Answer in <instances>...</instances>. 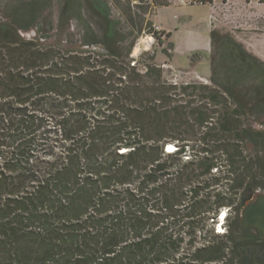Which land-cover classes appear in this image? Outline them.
Here are the masks:
<instances>
[{
	"label": "trees",
	"instance_id": "1",
	"mask_svg": "<svg viewBox=\"0 0 264 264\" xmlns=\"http://www.w3.org/2000/svg\"><path fill=\"white\" fill-rule=\"evenodd\" d=\"M87 1L101 36L23 38L37 1L0 26V264H264L239 215L264 189V61L214 29L209 84L170 81Z\"/></svg>",
	"mask_w": 264,
	"mask_h": 264
},
{
	"label": "rangeland",
	"instance_id": "2",
	"mask_svg": "<svg viewBox=\"0 0 264 264\" xmlns=\"http://www.w3.org/2000/svg\"><path fill=\"white\" fill-rule=\"evenodd\" d=\"M33 1L38 2L41 10L34 29L23 33L25 38L34 37L36 33V37L40 35V40L47 38L51 43L78 42L82 26H89L98 36L103 33L104 23L87 0H0V26H10L12 17L19 15L21 10H25L24 5ZM104 1L110 9V18L117 23L116 26L123 31L128 26H133L134 33L129 35V41H135L131 57L138 58L143 52H148L150 56L154 54V62L162 65L166 77L176 83L209 84L212 73L210 31L214 29L230 35L253 55L264 54V38L258 36L259 32L264 30V4L259 0H250L249 3L247 0H233L242 1L243 5L238 6L223 5L229 0H218L222 3V10L217 21L209 17V7L201 5V0H169L168 6L156 9L166 32L171 33L169 39L161 37L163 45L158 43L154 35V32L160 31L152 22L154 3L135 4L131 0ZM68 3L75 5L68 7ZM74 14L78 16L75 17ZM211 19L216 26L211 25ZM169 42L173 49L169 54L162 53L161 50L168 47ZM143 60L148 62V56L143 57ZM262 181L264 183V178ZM258 195H264V189L259 190L253 198ZM225 212L226 215L230 213L227 209ZM241 213L242 209L240 216ZM221 223V230L225 233L229 222L223 219ZM197 242L203 243V236L198 235Z\"/></svg>",
	"mask_w": 264,
	"mask_h": 264
},
{
	"label": "water",
	"instance_id": "3",
	"mask_svg": "<svg viewBox=\"0 0 264 264\" xmlns=\"http://www.w3.org/2000/svg\"><path fill=\"white\" fill-rule=\"evenodd\" d=\"M23 33L25 32H20V35L25 38ZM241 220L244 226L253 227L264 233V195H258L256 198L244 203Z\"/></svg>",
	"mask_w": 264,
	"mask_h": 264
},
{
	"label": "crops",
	"instance_id": "4",
	"mask_svg": "<svg viewBox=\"0 0 264 264\" xmlns=\"http://www.w3.org/2000/svg\"><path fill=\"white\" fill-rule=\"evenodd\" d=\"M168 1V4H170V1ZM182 1V0H181ZM201 1H204V3H202ZM200 4L201 5H208L209 7V10H210V16L209 17H212V19L214 18L216 21H217V17L220 15V10L221 9V6H222V3H219L218 0H210L211 2H207V0H201ZM226 1V0H225ZM250 0H247V3H249ZM183 2V1H182ZM264 4V3H262ZM221 5V6H220ZM223 5H233V6H238V5H243L242 4V1H238V2H234L233 0H229V1H226V3ZM160 7V6H159ZM159 7H155V11H154V15H153V18H152V22L154 24V26H157V29H160V30H163V31H167L163 26V23H161V19L157 16L158 15V10H156L157 8ZM162 7H166V6H162ZM217 15V16H215ZM154 19V20H153ZM156 19V20H155ZM212 19H211V25L213 26H216L212 23ZM214 21V20H213ZM258 36H261L264 38V30H261L259 32V35ZM254 52V51H253ZM255 53V52H254ZM255 55H257V57H259L261 60L264 61V54L263 55H260V54H257L255 53Z\"/></svg>",
	"mask_w": 264,
	"mask_h": 264
},
{
	"label": "bare ground",
	"instance_id": "5",
	"mask_svg": "<svg viewBox=\"0 0 264 264\" xmlns=\"http://www.w3.org/2000/svg\"><path fill=\"white\" fill-rule=\"evenodd\" d=\"M175 149H176V148L174 147V145H172V144H168V145H167V148H166V151H167L168 153H172L173 151H175ZM220 214H221V215H220V217H219V219H218V220H219L218 222H220V225H221V224H222L221 221H222V220L224 219V217L226 216V212H225V210L222 211ZM220 225L218 226V231H219V232H222L221 229L223 228V227H222L223 225H221V226H220ZM222 233H223V232H222Z\"/></svg>",
	"mask_w": 264,
	"mask_h": 264
},
{
	"label": "built area",
	"instance_id": "6",
	"mask_svg": "<svg viewBox=\"0 0 264 264\" xmlns=\"http://www.w3.org/2000/svg\"><path fill=\"white\" fill-rule=\"evenodd\" d=\"M133 3L137 4V3H147L150 0H131ZM221 215V214H220ZM219 215V217H220ZM219 221V220H218ZM220 224V223H219Z\"/></svg>",
	"mask_w": 264,
	"mask_h": 264
},
{
	"label": "clouds",
	"instance_id": "7",
	"mask_svg": "<svg viewBox=\"0 0 264 264\" xmlns=\"http://www.w3.org/2000/svg\"><path fill=\"white\" fill-rule=\"evenodd\" d=\"M167 148V147H166ZM225 219V218H224Z\"/></svg>",
	"mask_w": 264,
	"mask_h": 264
}]
</instances>
